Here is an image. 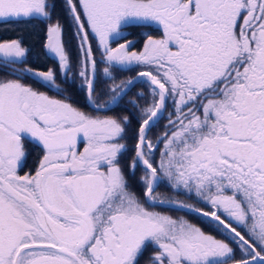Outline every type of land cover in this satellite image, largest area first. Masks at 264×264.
<instances>
[{"label": "snow or ice", "instance_id": "obj_1", "mask_svg": "<svg viewBox=\"0 0 264 264\" xmlns=\"http://www.w3.org/2000/svg\"><path fill=\"white\" fill-rule=\"evenodd\" d=\"M65 3L78 38L75 65L59 22L48 26L44 44L55 69L17 67L27 64L30 49L19 38L0 42V69L16 77L0 79V264H140L149 247L157 249L151 264H264V0ZM54 9L49 0H0V22L49 20ZM153 25L162 35H148L141 51H130L126 29ZM118 40L124 42L113 47ZM98 62L113 82L112 69L142 65L153 71L110 84L103 93L109 99L101 103ZM77 76L97 112L118 106L137 81L149 85V103L129 101L139 112L128 109L139 124L129 170L144 167L148 204L195 213L224 229L225 240L150 211L129 190L119 161L127 151L120 141L129 116H92L69 97L22 82L31 78L63 96L58 77L75 84ZM137 96L145 99L143 92ZM169 100L176 119L169 118V131L157 138L165 150L154 167L148 134ZM25 140L42 145L45 154L34 174L20 175ZM163 178L212 211L155 196Z\"/></svg>", "mask_w": 264, "mask_h": 264}, {"label": "flooded vegetation", "instance_id": "obj_2", "mask_svg": "<svg viewBox=\"0 0 264 264\" xmlns=\"http://www.w3.org/2000/svg\"><path fill=\"white\" fill-rule=\"evenodd\" d=\"M49 2L55 4V9L54 11H52L51 19L49 20L31 19V20H21L18 22H11L13 29L7 30V31H11L10 34H7L5 36L4 34L0 33V42L19 38L22 40L24 46L30 49V52L27 56V64L17 65V67L31 66L34 69L46 71L49 67H52L53 65L56 64L55 61L50 60V63L47 66L41 68L39 66L36 67L35 66L36 64L34 63V61H37L35 50H37L38 47L41 48V44L44 50L47 28L49 25L54 24L56 22H59L63 27V37H62L63 41L73 61V64L74 65L76 64L79 53V49L77 47L78 38L75 35L74 24L70 14L67 11L65 0H49ZM4 23L5 22H0V28ZM148 35L159 38L162 35V30H160L155 25H153L152 27H131L126 29L124 39L133 42V47L130 49V51L131 50L141 51L143 49L144 43L147 40ZM123 42L124 40H118L112 46L115 47L116 44ZM92 43L95 49V41L93 40ZM95 55L99 59V55H100L99 52H96ZM39 65L41 66L43 65V62H41V60H39ZM105 66L107 65L98 62L97 70L100 79L97 82L96 91L98 97L97 102H101V103L109 99V97L107 95H103V93L110 84L114 82L119 83L121 80L134 78L137 76L139 72L142 71H153L151 67L142 66V65L141 66L132 65V66H125L120 69H112L113 75L116 77V80L113 82L107 80L102 75V70ZM76 70H77L76 67H74L73 73H75ZM7 73H8L7 69H0V79H2L1 75L7 76L10 79L11 76L8 75ZM69 75L70 77H72L73 74L70 73ZM13 78L15 79L16 77ZM73 78L76 81L75 84L65 83L62 77H58L57 79L59 85L66 90L63 95V99L65 97H69L70 98L69 102L72 103L75 107L81 106L91 111H94L93 107L91 106V104L87 99L85 91L79 87L81 83L79 77L77 76ZM144 79L146 80V78ZM32 81H33V85L38 84L31 78H25L22 82L31 84ZM140 92L144 93L145 96L144 100H140L139 96H137V93ZM84 98H85L84 102L86 103L81 101L84 100ZM133 99L138 100L141 106H145L147 103H149L151 101V96L149 93V85L147 83L137 81L135 85L131 88V90L128 91L127 95L122 100H120L118 106L114 105L112 110L107 112L95 111L96 114H102V115H111V116L126 115L129 116L131 119L130 126H126V135L124 138L125 142H129V144L127 143V146L129 148L127 149V151L123 152L121 157H119L120 166L124 170V174L128 182L129 190L135 193V195L140 199L141 203H144L145 207L149 208L150 211L160 212L165 215L171 216L174 219L183 218L189 221L190 223L202 228L206 233L215 236L217 239L225 240L226 235L222 234L224 232V229L217 231L215 227L210 224V222L206 221L203 217H200L195 213H189L188 211L179 210L175 207H169L166 205L153 207L146 202L144 196L145 185L141 180L142 177L146 176L144 167L142 165L137 166L135 168L134 174H132L129 170V164L131 163V160L135 155L134 145L136 144V131L139 127L136 117L132 115V112H137V115H139V112L135 108H133V106L129 103V101ZM130 108L132 109V112L128 111V109ZM197 114L201 115V113H197ZM169 118H171L172 120L176 119V114H173V104L171 100L167 102V110L161 114L159 118V122L156 124L155 127L152 128V130L148 134V139L152 141L154 144L152 160H151L154 167L157 166L158 162L162 159L161 154L165 150V147L163 146L164 143L163 142L157 143V138L163 137V134L169 131ZM24 147L26 152V158L23 161L22 167L19 169V174L20 175H24L25 173L34 174L38 168L41 159L43 158V154H45L44 149L42 145H39L36 142L29 140L24 141ZM159 171L160 170L158 168V172ZM153 194L160 199L174 200L181 202L183 204L192 205L195 208L200 209L204 212L212 211V208L206 205L205 203H202L201 200L195 194L189 195L186 194V192L183 189L176 190L173 187H171L170 182L167 180V178H163L162 181L158 183V185L154 188ZM225 194L231 195L230 192H227ZM221 218L227 220L228 223H231L233 227L237 228V231L241 232V234L247 237L248 234L243 227H237V225L233 223L232 220L228 219L226 216H222ZM226 242H228L230 246L235 249L236 251L235 260L241 259L242 258L241 251L236 248V245L232 244L231 240H226ZM155 251H157V249L149 247L144 252L140 260V264H151V262L149 261V257L153 255ZM228 264H234V261L229 260Z\"/></svg>", "mask_w": 264, "mask_h": 264}, {"label": "rangeland", "instance_id": "obj_3", "mask_svg": "<svg viewBox=\"0 0 264 264\" xmlns=\"http://www.w3.org/2000/svg\"><path fill=\"white\" fill-rule=\"evenodd\" d=\"M56 65V64H55ZM55 65H53L51 68H54L55 69ZM106 67V66H105ZM102 75H103V73H102ZM1 77H2V79H9V77H7V76H2L1 75ZM5 77H7V78H5ZM10 79H14L12 76L10 77ZM58 84H59V82H57ZM25 84H27V83H25ZM32 84V85H31ZM31 84H28V85H30V86H32L33 88H35V89H37V90H39V91H43V92H46L48 95H50V96H53V97H56V98H58V99H63V96H60V95H58V93H56L55 91H48V89H45V88H41V85L40 84H36V85H33V81H32V83ZM77 108H79L81 111H83V112H85V113H87V114H89V115H92V116H100V117H103V116H111V115H102V114H96V112L95 111H91V110H89V109H86L85 107H77ZM120 143H124V144H126L127 145V143L129 144V142H125V140H122V141H120ZM81 145H82V147H81ZM85 145H84V143H78V149L80 150V151H82L83 150V147H84ZM163 146L165 147V144H163ZM129 147L127 146V149H128ZM44 155V154H43ZM121 157V156H120ZM132 161V160H131Z\"/></svg>", "mask_w": 264, "mask_h": 264}, {"label": "trees", "instance_id": "obj_4", "mask_svg": "<svg viewBox=\"0 0 264 264\" xmlns=\"http://www.w3.org/2000/svg\"><path fill=\"white\" fill-rule=\"evenodd\" d=\"M1 28H0V33L4 34L6 36L7 34H10V32H11V31H7V30L13 29V26H12V23L9 22V23H4ZM36 38H37V36H36ZM37 47H38V45H37ZM35 54L37 57V61H34V63L36 64L35 65L36 67L39 66V67L43 68L44 66H47L50 63V59L46 56L45 51L42 48V44H41V48L38 47V49L35 50ZM39 60H41V62H43L42 66L39 65ZM81 101L84 102L85 98H84V100H81ZM84 103H86V102H84Z\"/></svg>", "mask_w": 264, "mask_h": 264}, {"label": "water", "instance_id": "obj_5", "mask_svg": "<svg viewBox=\"0 0 264 264\" xmlns=\"http://www.w3.org/2000/svg\"><path fill=\"white\" fill-rule=\"evenodd\" d=\"M90 103V102H89ZM91 104V103H90Z\"/></svg>", "mask_w": 264, "mask_h": 264}]
</instances>
